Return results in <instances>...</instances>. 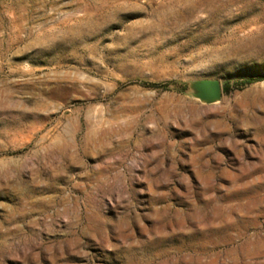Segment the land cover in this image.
Listing matches in <instances>:
<instances>
[{"label":"rangeland","instance_id":"374dc122","mask_svg":"<svg viewBox=\"0 0 264 264\" xmlns=\"http://www.w3.org/2000/svg\"><path fill=\"white\" fill-rule=\"evenodd\" d=\"M0 264H264V0H0Z\"/></svg>","mask_w":264,"mask_h":264},{"label":"water","instance_id":"95a60500","mask_svg":"<svg viewBox=\"0 0 264 264\" xmlns=\"http://www.w3.org/2000/svg\"><path fill=\"white\" fill-rule=\"evenodd\" d=\"M186 92L205 104H215L224 97V85L219 80L202 79L190 83Z\"/></svg>","mask_w":264,"mask_h":264},{"label":"trees","instance_id":"16d2710c","mask_svg":"<svg viewBox=\"0 0 264 264\" xmlns=\"http://www.w3.org/2000/svg\"><path fill=\"white\" fill-rule=\"evenodd\" d=\"M260 80L261 79H259V78H257V79L256 78H250V79L246 80L245 82L241 83V85H243V86L251 85V84L256 83ZM152 87L158 88L160 86L153 85ZM230 90H231V88L229 86H227V85L224 86V94H228L230 92Z\"/></svg>","mask_w":264,"mask_h":264},{"label":"bare ground","instance_id":"6f19581e","mask_svg":"<svg viewBox=\"0 0 264 264\" xmlns=\"http://www.w3.org/2000/svg\"><path fill=\"white\" fill-rule=\"evenodd\" d=\"M87 8V7H86Z\"/></svg>","mask_w":264,"mask_h":264}]
</instances>
